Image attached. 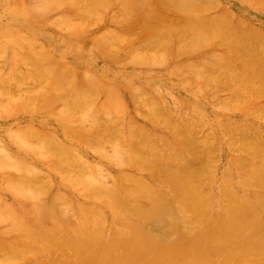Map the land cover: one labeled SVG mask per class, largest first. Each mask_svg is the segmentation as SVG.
Instances as JSON below:
<instances>
[{
  "label": "bare ground",
  "instance_id": "bare-ground-1",
  "mask_svg": "<svg viewBox=\"0 0 264 264\" xmlns=\"http://www.w3.org/2000/svg\"><path fill=\"white\" fill-rule=\"evenodd\" d=\"M28 1H25V2H27L26 3L27 5L30 2V1L29 2ZM33 1H36V0H33ZM39 1H40L39 6H41L43 9H48L50 7L51 11H52L51 6H53V5L57 6V5H61V4H63V5L68 4L70 9L74 8L75 10L79 11L82 16L84 15V19H83L82 17H78L79 14L76 13V15H78V16H77V18L74 17V20L70 17L66 18V17H63L62 15H60V17H62L63 20L57 26L58 27L61 26L60 29H62V27H64L68 31H69V29L72 30L74 28L83 26V24L85 25L87 23H90L89 25H91L92 22L97 23L99 18L102 19L101 15H100L101 10L104 11L105 8H112V6L118 7V9L121 11L120 13H122L123 16L130 14V12H132L133 10L139 12L141 15L144 14V17L139 14L140 15L139 18L140 17L145 18V21H146L145 23H144V21H141V22L144 24L147 23V25H145V26L143 25L144 27H147L145 29L147 30L146 34L148 33L145 36V40H143V41L152 42L151 43L152 45L150 43H148L149 45H147V46H145L146 44H143V43H142V45H140L141 43L134 45L131 48V51L129 52V54L132 57L131 60L134 63H136L139 66V68L141 67L142 70L145 72L140 70L141 72L139 75H135L133 77H125L124 81H125L126 88H128L130 93H131V97H132L131 99L134 100L133 98H135V99H137L138 102H140L139 106H137V104H135L133 102L135 104V106H137L139 108L142 105L148 106V107H146V109L148 108L147 110H149V111H146L147 115L145 113L140 112V115L141 114H143V115H142V117L140 115H139L140 117L139 116L138 117L141 119V118L145 117L144 115H146V118H150L151 121L154 120L155 121L154 123L159 121L160 118L163 120V118L165 119V117H166L165 120L167 121V123L169 125L166 124L165 126H169L171 128V131H170L171 135L167 137V138H169L168 142H166L165 140H164L165 142H163L161 140L154 139V137H155L154 132L152 133V132L148 131V128H144V127H146V125H143L144 126L143 127L140 124L142 128L141 127L137 128V127H134L133 124H130V125L125 126L126 128L123 131H120V129H118L119 134H120V132L124 133V135H125L124 138L129 142L128 143L129 149H127V151L124 152V149L127 148V144L125 143L126 147L125 148L123 147V150L119 146H123L124 143H122L123 145L121 143H120V145L118 144L119 146L116 144L115 138L117 137L118 130L115 129L116 131L115 130L110 131L111 127L107 125L108 123H106V126H104L105 125L104 120L106 118H104L102 122L100 119L103 118V117L101 118V116H103V114L108 115L110 117L109 114L113 113V115L115 116L116 112L114 113V111H117V110L119 111V109L125 108L124 111L126 112V109H128V108H126V105H125V107L120 108L121 101L119 102V99L121 98V96H119L120 94L115 93V91H114L115 89L112 87V85H113L112 83H114L115 81H111V79L103 78V77H100V79H99V78L94 76L95 75L94 73H92V72L89 73L88 69H85L84 67L83 68L80 67V64L78 63V58H82L85 56H91V55L95 54V53H93L95 50L91 51L92 48L89 49V47L87 48L83 45L77 44L74 40V37H75L74 34L77 35V32L68 36V37L62 36V38L64 39V41H66V46L68 47L69 52L72 49L73 50L77 49L79 51L76 54L78 58L75 56H72L69 52H67L65 50H60L59 52L51 55L50 53H48L49 50L47 51V49L42 47V45L38 46V44L36 43L35 40H31V38L27 37V36L25 38L24 37H22L20 39L18 38L17 41L15 40L16 42H14L13 45L10 44V45L6 46V48L10 49L11 53L10 52L7 53L6 50H1L0 53L4 54L3 60L8 62V67H9V68H7L8 72L12 71V70H16V72L20 71L19 74L22 76V77L21 76L20 77L23 79L25 77V80H27L26 76L23 77V74L21 73L22 70H18V69H20V67L18 65H20V64L25 65V63L27 62V63H29L28 65L32 66L31 69L34 68L32 71H30L28 69V71H27L28 76H30V77L32 76L36 80H38V79L41 80L40 81V84H41L40 87L41 88L39 87L38 82L36 83L40 89H38V87L34 89L35 84L33 85V87H31L33 90H36V89H38L39 91L41 90V93L37 90L36 91L43 95V98L39 97V99H37V95L31 94V96L33 95V97L29 98L30 99L29 103L33 104L32 107L34 108L35 113L37 110L43 111L42 113H43V115L46 116V117H44L46 119L51 118L52 115L56 116L57 119L62 120L61 122L63 123L64 126L68 125L69 123L71 125L70 120H75L77 125L74 123V125H72V126H73V129H75V126H76L77 131H73V132L70 131V129H72L71 128L72 126H70L69 127L70 129L68 132H71V133H77L78 132L77 133L78 137L80 138L82 143L84 142V144L81 143L82 146L84 145V149H85V147L88 149L91 146L93 149H95V151L91 150L92 148L90 147V150L92 152L97 151L98 155L100 153V156L101 155L103 156L102 158L108 159L113 154L110 155V154L106 153L104 150V149H106V148H104V145H107L104 143V140L107 139V140H109V142H111L114 145V146H112L114 151L113 150L112 151L114 152V155H115V156L113 155L114 158H110L108 160H110V161L116 160V162L120 163V166L122 165L121 167H123V166L125 167V165H129V167L134 168L135 171L130 173V174H126L125 176L123 175L124 173L122 174L123 176L120 175V176H122L121 177L122 179L119 180V182L121 183L120 186H113V185L108 186L106 184L108 181L105 182V179H104L105 177L103 176L105 174H102L103 172H101V170H100L101 167L97 168V166L95 164L93 165L91 163H88L85 160L84 154L82 153L83 150H82V152H80L81 150L76 151L73 148H70L66 143H64L63 141L60 140V137L58 138L54 134L55 132H53V133L48 132L47 136H49V139H47V140H46V138L43 139L42 137H39V134L41 132L40 130H38V128H40L39 126L38 127L35 126V129H34L33 128L34 125L32 127V126H30L31 125L30 124L29 128L26 127V128H28V130H26V128H25V131L24 130L22 131V129L20 128L21 134H17L15 132L16 134L14 136L11 135L13 144L15 146H17L18 150L27 156L29 155L32 158L40 159V160L44 161L45 163H46V161H48L50 159L51 160L52 159L57 160V166L54 165L53 167H54V169L56 167L55 170H57L59 177H61L60 175L63 174V171H68L69 168H71L70 166H72L74 168H75V166H77V168L81 167L82 169L79 168L77 170L78 171L83 170V171H81L83 173L82 178L80 177V175L78 173L75 174V177H77L80 180L83 179L81 182L82 185L84 184L88 188L87 189L88 191L84 192L86 194H84L83 197L89 198L90 200L86 204H79V203L76 204L75 203L76 205L73 206L74 204L72 203V201H71V203L67 202L68 201L67 199H70V198L65 195L66 200H64L62 202V204H60V206L63 204L65 206L66 203L69 206L68 203H70V206H69L70 211H69V208H67V205L65 207L61 206L62 209H59L58 202L61 201V199H64L65 196L63 197V194L61 196L59 189H58L56 191L58 194H57V196H55L56 197L55 200H58L57 204H56V201H51V200H53L51 196L53 194H55V193H53L51 196H49V198H51V200L50 199L49 200L51 201V203L53 202V205L51 206V204H48L49 206H47V207H49V208H47V212L49 209L51 211V212L49 211V214L51 213V215L53 214V216H54V213L56 211H58L55 214H58L60 216V217L58 216V219L60 218L59 220L64 218V216H66L67 218H69L70 215H71V217L73 216L71 213L68 214L69 216H67L66 215L67 211L76 212V214L74 213L75 214L74 216H76L77 220L75 222H73L74 224H72V220L74 221L75 219H69L70 222L67 221V223L69 222V224L72 225V227L70 226L72 229V231H71L72 234H71V232L69 234L65 231V227H64L63 223L60 225H57V224H59L57 222V220H58L57 218H55V219H57L56 220V223H57L56 226L57 227L50 226L49 221L47 223H49V227H51V228L47 227L46 226L47 224L45 225L44 221L42 222L43 219H41V216H40L41 215L40 211L43 210L42 207H44V205L46 207V204H44L41 207L42 210H40L41 208L39 209V207H38V209H39L38 214H37V212L35 213V211H34L37 208V206H34V204L38 201L39 202L41 201V204L45 202V198L43 200L40 197L41 196L44 197V195L47 196L48 192L50 191V186L48 187V185H46L45 182H44V185L47 186L46 188L42 182H40L41 184L38 183L40 186L36 185L37 181L31 183V181H33L30 177L31 175H35L36 176V177L34 176L35 179L37 178V174H38V176L40 175L39 178L40 177L42 178V175L39 174V172L37 170H35V166L33 164H32L33 168H31V165H29V161L26 160L24 157H22V158L17 157L16 156L17 153L14 152L15 151L14 149H13L14 151L11 153H1L0 152V179L2 178V176L4 174L6 175V173H9V172L14 173V174L9 173V176L10 175L11 176L12 175L17 176V177H15L16 179L14 178L13 183H11V181L9 179L7 181H10V183H6V181H3L1 179L2 181H0V189L4 190V193L5 192L11 193V195H13V198L18 197V199H19V197H21L23 199L25 198V200L29 199V201L32 202L29 205L30 209L32 208L31 209L32 211L28 209L29 208L28 206H25V208L26 207H28V208H26V209L24 208V209L27 212H29L28 213L29 215H30V211H31V213L32 212L35 213L34 216H36V217H37V215H39L38 216L39 219L37 218L38 219L37 221H39V222L41 221V223L44 224L47 228L46 229L45 226L43 225V227L45 228L43 230V228L41 227L42 224H40V228L35 227L34 226L35 222H33V217H32V219L30 218L32 216V214L30 215V217L28 215V217L26 219H22V220H26V222H27V219L29 218L32 220V221L31 220L30 221L33 224H29V223H31L30 221L28 223H24V221L22 222L20 216L23 214L19 213V215L20 214L21 215L18 216L14 212H10L11 210L8 211L9 208L7 205L11 206L12 204L10 203L11 205L10 204L6 205V202H8V201H5V199L2 198V196H0V231H1L0 234L3 237L2 239H5L6 236H10L15 241V243L13 241V243H14V244H12L13 246L12 245L10 246V243L12 242V241H10V239L9 240L0 239V246L3 245L6 248H8V249H6V252H5V247H3L5 253L3 252V250H1V251H2V253H4V255L6 254L7 258H5V257L3 258V255H2V257H0V260H1V258H3L2 261H5V259L11 260V262L14 261V259L18 260L17 258L20 256L22 257V255L25 254V252H26V251L24 252L25 249H22V247L25 246L24 244H26L24 242L30 241V242H33V244L35 243L34 247H36V246L42 247V249H43V250H41L42 252L44 251V249L50 250L51 248L55 249L58 246L61 247L62 245L63 246L67 245V248L71 249V251H73L75 253V256H77L76 260H75L76 264H87L86 261H88L89 264L91 263V261H93L92 264H94V263L95 264H97V263L98 264H264V138L262 137L263 138L262 142H260V141L251 142V141H249L250 140L249 138L253 139L255 137V136L250 137V136H253L255 134L254 131L252 132V133H254L253 135L251 134L250 136H248L249 138L247 137L248 139L246 138V136H244L242 134L243 138L239 137L240 140L237 141L238 146L235 145V148H236L235 152L231 153V155L229 153L228 154H229V157L233 155L232 159H231L232 161L233 160L238 161L237 159L238 158L241 159L242 158L241 155H243V153H245L248 148H251L253 150L252 151L253 155H254V156H252L253 158L250 159L251 156L250 157L246 156V158L247 157L249 158L247 162H245L246 159H245V161H242V162L239 161V163H242V164H240L241 166L244 164L246 167V169H245V167H243L244 165L242 166L243 169L247 170L245 175L244 174L243 175L237 174L234 167H237V168L241 167V166H239V167L236 166V164H238L237 162H233V163H236V164H234L235 166L233 167V163L231 165L230 161H227V164L224 167L225 169H223L224 170L223 176L220 177L219 179H217V176H216V173L214 170L215 165L212 166V164L214 163L213 159H212V161L210 158L206 159L205 153L204 154L200 153V156L202 154L205 158L203 156L200 158H195L196 154L193 152L192 153L189 152L190 151L189 150L188 154L190 155V153H191V154H193L194 157H192V160L191 159L187 160L188 158L184 159L185 155H184V152L182 151V149L180 147H182V146L185 147L187 145L186 147H190V149H191V148H193L191 146L192 142H195V140L197 142H200L201 146L207 145L210 142L208 140L203 141L204 137L199 138L198 135H197V137H198V139H200V141L198 139H195V140L193 139V136L195 138V135L193 134V130L195 129V127L199 128V125H198L197 121H195L197 123L196 124L195 122H191L193 120H191V121L187 120L186 117L189 115L188 110H187V113H188L187 116L181 115V120L179 122V125L177 123L179 120H176L177 125H174L173 123L175 121L172 120L173 116L172 115L170 116L171 111L162 109L163 106H161V105H160L161 108L158 107L157 102H154L153 100H148V98H146L147 92L145 95V92L141 91L144 85H150L151 88H153V86H154L153 85L154 81H152V79L148 77L150 67L153 66L154 64L159 65V63H161L163 61L168 62V58L169 59L171 58L170 63H172V68L180 70L178 68H181L180 66L184 65L185 67L187 66L190 69V70L187 69L189 77H187L188 74L186 73L187 74L186 77L188 79L186 78L187 80H185V81L182 80V81L189 88L195 89L198 96L206 95L205 92H208V91L211 92L212 87L218 85L217 84L218 78L220 77L219 75H221L219 73L218 78H217L215 72L218 71V69H223L224 71L226 70V73H224L227 76L226 80L228 82L230 80H232L231 81L232 86L230 87V84H228L229 86H227L228 89H229V87L231 89L229 91L231 93V94L229 93L230 96L219 100V102H218L219 104H217L218 107L220 109H222L221 111L228 110L231 108L238 110L237 108H241L242 106L244 107V105H242V103H241V100H245L243 98H245L249 95H253L254 98L256 96L259 97L260 95H261L260 98L263 97L262 94L264 93V74H263L264 70L262 69L263 73L260 70L259 74H258V72H259L258 69H255L254 72L252 71V69L256 68L255 66H257V65L254 66L253 64H255V63H253V62H255L256 58L258 59L259 57H256V58L254 57V56H257L256 55L257 53L255 52V54H253L254 56L252 55L253 59L255 58V61L254 60L249 61V59L247 61V59H246L247 57H249L250 59L252 58V56H251L252 52L246 53L245 51L250 52L253 50L249 51V50H246V48H245L244 49L245 51H240L242 46H244V45L247 46L248 44L250 45V43H251L249 40L248 41L245 40L242 36L243 34L247 35V36L251 35L250 33H249V35L245 33V31H247V28L245 29L244 26L247 23L246 24L244 23L243 24L244 26L242 25L243 27L239 26L242 24V20H243L242 18L243 17L239 18V19L237 18L238 21H236V19L235 20L232 19V17L230 19H229V17L225 18L224 17L225 15L224 16L219 15L218 18H207L208 17L206 15L207 12L210 13V11H211V10L208 11L211 8L209 0H150V1L149 0H39ZM256 1L258 2V0H256ZM260 1H262V0H260ZM25 2H23V4ZM217 3H219V1ZM247 4H249L248 0H247ZM262 4L264 5V3H262ZM68 5H66V6H68ZM164 5H165L166 9L168 7V10H165V8L163 7ZM219 5H220V3H219ZM213 6L214 5H212V7ZM162 7L165 11H168V13H171L169 11H172L173 13H171V14H174V15L176 14L177 15L176 17L178 19L176 20L174 18L172 20V18L166 16V14L162 15V13L160 12L162 10ZM221 7L223 8V6H221ZM252 7H254L253 4H252ZM50 8H49V10H50ZM63 8L64 7H62V9ZM214 8H216V7H214ZM58 9H59V7H58ZM74 9H72V10H74ZM35 10H37V9H35ZM55 10H57V9H55ZM114 10L112 11L113 13L115 11H117V9L115 11ZM214 10H212V11H214ZM39 11H38V13H40ZM51 11H47V12L50 13ZM220 11L225 12L221 9H220ZM228 11H230V10H228ZM262 11H264V10H262ZM34 12H36V11H34ZM44 13H46V12L44 11ZM66 13L68 14L69 12H66ZM117 13L119 14V11ZM235 13H237V12H235ZM132 14H134V13H131L130 15H132ZM219 14H221V12H219ZM44 15H46V14H44ZM209 16H212V15H209ZM214 16H217V15H214ZM221 16L224 17L225 19H222ZM234 16H235V14H234ZM35 17H37V16H35ZM102 17H103V15H102ZM135 17L132 18V16H131L130 17L131 21H132V19L136 20ZM64 18H66V19H64ZM75 18L76 19L79 18L80 20L75 21ZM261 18H263V17H261ZM40 19H41V17H40ZM53 19H55V18H53ZM56 19H55V21H56ZM59 19L60 18H58V20ZM47 20H50V19H47ZM47 20H45V21H47ZM109 20H111V19H109ZM53 21H52V23H53ZM126 21H127V19H126ZM56 22H58V21H56ZM114 22H115V20H114ZM128 22H130V21H128ZM128 22H126V23H128ZM246 22H248V21H246ZM131 23H135V24L138 23V25L139 24L142 25V23H139L138 20H136V22L134 21ZM55 24H57V23H55ZM112 24H116V23H112ZM135 24H134V26H135ZM93 25H91L90 27L91 28L95 27ZM250 25H251V27L253 26L252 24H250ZM113 26H115V28H116L118 25L117 26L113 25ZM130 26H132V25H129L127 27H130ZM257 26L253 27V29H252L253 32L255 31ZM83 27H85V26H83ZM144 27L142 28V26H141L140 29L144 30ZM237 27H238L239 31H241L242 28H244L243 29V31L245 30L244 33H242L243 31L237 32L236 29L233 30L234 28H237ZM50 28H51V26H50ZM104 28L105 27H103V29ZM112 28H109L110 31L107 32V33H110V36H109L110 40H108L110 47L102 46L101 44H104V43H102V41L99 42V43H101L100 46L95 45V46L101 47V49H100L101 52H102V50H104L103 51V53L105 52L104 55L107 54L104 57H108V55L109 56L110 55L111 56L112 55L118 56L119 50L122 49V45H123V47L125 45L122 43H123V39L126 37H122L121 34H119L117 31H116L117 32L116 33L114 31L115 29L111 30ZM78 29H80V28H78ZM250 29L251 28H249V31H247V33L251 32L252 35L254 34V37L251 38V40L253 39L252 41L254 42V39L256 37L255 35L257 34V31L255 33H253ZM260 29H261V26H260L259 30ZM256 30H258V28ZM106 31L107 30H105L104 32L102 31V32L105 33ZM133 31L130 33H134ZM137 32H135L133 34L134 38H135V34ZM140 32L141 31H139L138 33H140ZM70 33H72V32L70 31ZM79 33L80 32H78V35H79ZM107 33H105V34H107ZM138 33L136 34L137 36L142 34V33H140V34H138ZM125 36H128V34H125ZM259 36H260V38H261V36L264 37L263 33ZM97 38H98V36H97ZM107 38L108 37H106V40H107ZM257 39H259V38H257ZM82 40H85V38ZM106 40H104V41H106ZM260 40L262 41V39H260ZM260 40L258 42L256 40L255 41L257 42V44L259 43L260 46H261V43L263 42V44H262V46H263L264 41H262L260 43ZM92 41L94 42V44H95V42H97V44H98V41H95L94 39H92ZM128 41L131 42L130 39ZM4 45H6V44H4ZM212 45H215L216 47L220 46L223 50L221 52V55L219 54L220 51L217 52V54L219 55V58L215 57L216 59H218L217 61H213L214 60L213 59V60H211L212 63H210L209 65L203 66L202 68H196V66H195L196 64L194 62L195 59L189 58L188 61L182 60L183 56H185L187 54L192 56L194 53H196L200 49L205 48V47H212ZM251 45H252V43H251ZM253 45L255 46V44H253ZM14 47L16 48V50ZM102 47L104 49H102ZM256 47H258V51L260 53L262 51L261 55H263L264 47L261 51H260V49H259L260 47L258 45H256ZM105 48H106V50L109 48L112 49L111 50L112 53L109 54L108 52H110V49H109V51L108 50L106 51ZM0 49H2V48H0ZM252 49H254V47ZM256 49L257 48H255L254 51ZM3 51H4V53H2ZM254 51H253V53H254ZM97 52L99 53V50ZM211 52H213V51H211ZM259 52H258V54H260ZM215 53L216 52H214V54ZM208 55L210 57L211 54H208ZM218 55H216V56H218ZM234 55H240V58L242 60L239 58V56L235 57ZM242 55H244V56H242ZM247 55H249V56H247ZM56 56H58V57H56ZM204 56H207V55H204ZM233 56L235 57V61L238 60L237 63L238 62L243 63V60H246L247 62L245 61L246 63H244L243 65L240 64L244 67V70H242L240 68L242 74L241 73L239 74V72H240V69H239V70H237V71H239L238 72L239 75L236 74L235 76L233 75L230 77L229 73L232 71H230L229 68L232 67V66L230 67V64H231L232 59H234ZM112 58H113V56H112ZM201 59H200V62H201ZM203 59H205V58H203ZM262 59H263V56H262L261 60ZM131 60L129 59L128 61H130V62H127V61L126 62L128 64L130 63V65H132ZM205 60H207V59H205ZM205 60H203V62ZM258 60L261 61L260 58ZM0 61L2 62V59ZM174 62H176V64H174ZM112 64H110V65L112 66ZM162 64H165V63H162ZM203 64H205V62ZM15 65H17L19 68L16 69L17 66L15 68ZM166 65H165V67H166ZM252 65L254 66L253 68H251ZM160 66H158V68H160ZM3 67L0 66L1 69ZM27 67H29V66H27ZM153 70H155V69H153ZM164 70H166V68ZM234 70L235 69H233V72H234ZM256 70H258V71H256ZM152 72H154V71H152ZM178 72H180V74L182 73V71H178ZM185 72L186 71L184 70L183 73H185ZM233 72H232V74H233ZM255 72L257 73L256 75L254 74ZM161 73H162V71H161ZM175 73H177V72L175 71ZM150 74H151V72H150ZM12 77L15 78L14 81L17 83L19 81H21V80H18V77H17V81H16V76L12 75ZM176 77H178V76H176ZM184 77H185V75H184ZM5 78L6 77L4 76V79ZM4 79L0 77V113L3 112V114L7 115V111L10 110V107L12 109H15V110H18V108H22L23 104L19 105L18 102L24 103L25 100L24 101H22V100L26 99L25 98L26 96L21 101L18 100V101H16V103H13V101H12L13 98H10V97H12V96H10L11 93L14 95V97L18 93L15 94L14 89L12 90V88L10 89V87H9V89L11 90L10 95H9V93H7V95H6L3 92V90H6V88L4 89V86L6 85V82L9 79L8 78L5 80ZM155 79H156V77H155ZM176 79L178 81L180 80L179 78H176ZM136 80H140V81H138L136 83L135 82ZM221 80H222V82H224L223 77ZM257 81L260 83H258ZM254 82H256L259 85H261V83H263V86H259L257 88L256 87L257 85L255 86L256 83H254ZM28 83L26 82L25 85H27ZM178 83H180V81ZM7 84H8V82H7ZM117 84H118V81H117ZM226 84H224V85L221 84V85L226 86ZM8 85H7V87H8ZM15 85L13 87H15ZM29 85L32 86V83L31 84L29 83ZM27 87H29V86L27 85L24 89H26ZM122 88H123V86H122ZM154 88H153V90H154ZM24 89H23V91L20 92L18 97L21 96L22 92H24V91L28 92L27 90L30 91V89H28V88H27V90H24ZM112 89H113V91H112ZM128 89H127V91H128ZM214 89H217V88H214ZM220 89H223L222 93H224L223 92L224 87L220 88ZM225 89H227V88H225ZM18 91H19V89H18ZM18 91H16V92H18ZM124 91H126V90H124ZM144 91H145V89H144ZM213 91H212V94H213ZM226 91H228V90H226ZM7 92H9L8 88H7ZM158 92H159V90H158ZM3 93L6 95L5 96L6 98H7V96H10L9 98L12 101V105L11 104H8V105L5 104V102H6L5 97H4L5 102H3L4 100L2 101V99H3L2 94ZM31 93H34V92L32 91ZM39 93H38V95H39ZM149 93H151V92H149ZM162 93H160V94H162ZM191 93L193 94V92H191ZM220 93L216 94L215 97L217 98V95L219 96ZM167 94H169V93H167ZM28 96H29V94H28ZM258 97H256V98H258ZM9 98H7V101H9ZM159 98H162V97H159ZM248 98H250V96ZM19 99H21V98H19ZM122 99L123 98H121V100ZM212 99H213V96H212ZM13 100H16V98ZM164 100L166 101L165 98H164ZM248 100H247V102H248ZM59 101H60V103L62 102L63 107L61 110H59L57 107V109L59 111L57 113V111H56L57 109L55 108L56 109L55 110L53 108V106L55 104L54 102L58 103ZM163 101L161 100V103L159 102V104H162ZM165 101H164V103H166ZM255 101H257V99ZM255 101L253 100V102H255ZM123 102H125V101H122V104H123ZM211 102L209 103V105L211 104ZM9 103H10V101H9ZM119 103H120V105H119ZM2 104H5L6 106L3 105L4 107H2ZM15 104H17L18 106ZM177 104H175V105H177ZM183 104H185V103L183 102ZM186 104L189 106V110H190L191 114L193 116H196V118H198L199 115L201 114L199 109L201 110V108H202V106L199 107L198 100L187 99ZM243 104H244V101H243ZM252 104H254V103H252ZM179 105H180V102L177 105V107ZM261 106H263V105H261ZM25 107H28V106L26 105L23 108H25ZM132 107L135 108V109L132 108L134 110V112L140 110V109L136 110L137 108L134 106H132ZM183 107H184V105H183ZM181 108H182V105H181ZM186 108L184 107V109H186ZM261 108L263 109L264 107H261ZM27 109L28 108H26V112H27ZM10 111H9L8 115L10 114L9 116L12 117L13 114L11 115ZM20 111H22V110H20ZM235 111H234V113H235ZM256 111H257V108H256ZM28 112H29V109H28ZM243 112H245V111H243ZM252 112H253L252 113L253 117L255 116L253 114L257 115V113L255 111H252ZM37 113H39V112H37ZM204 113H206V112H204ZM230 113H233V112L230 111ZM259 113H260V110H259L258 114ZM262 113H264V109H263ZM136 114H137V112H135V115ZM138 114H139V112H138ZM191 114H190V116H191ZM6 115H4V116H6ZM15 115H14V117H15ZM113 115H111V116H113ZM121 115L124 116L125 114L124 113L120 114V117H118V118H121L122 117ZM201 115H203V113ZM246 115H248V113ZM131 116H132V114H131ZM37 117L38 116H33V117L30 116L28 120L33 118L34 121L36 120L37 123L42 124L43 122L42 123L39 122L41 120L39 118L40 116L38 118ZM113 117H112V119H113ZM135 117H137V116H135ZM170 117H171L172 123L170 122V120H167ZM202 117H200V119H202ZM130 118L131 117H129L127 122L131 120V121H133V123H135L137 120L136 118H135L136 120L134 119V115H133V120H132V118L131 119ZM146 118L145 119L143 118L144 119L143 121L147 120ZM233 118H235V117H233ZM240 119L243 120L244 116H241ZM255 119H257V117ZM54 120H55V118H54ZM114 120H117V119H114ZM114 120H113V123H115ZM204 120H205V117H204ZM204 120H203V122H208V121H204ZM260 120H262V119H260ZM106 121H107V119H106ZM166 121L163 123H166ZM168 121L172 125H170V123ZM86 122H88V123L92 122V124L95 125L92 128H90L91 123H90V125L88 124L89 125L88 127L92 130L89 129L90 132H87V134H85L84 132L87 131L88 129L85 130V128H83V126L86 124ZM161 122L159 123L160 125L162 124ZM25 123H28V121ZM227 123L228 122H226L227 127H225L223 122L220 121L219 127H222V125H223L225 127V128L223 127L224 128L223 133L225 134L226 138L229 137L228 135H226V133H227V134H230V139H232L231 136H233V138H234V136L236 135L234 133H237L239 130H242V128L239 127V130H237L238 128H236L234 126H237L238 123L236 125L233 123L232 126L227 124ZM100 124H101L100 127H102V126L105 127V128L102 127L103 129H106V128H107V130L109 129L106 135L101 133V132H96L97 130L94 131L96 128L99 127V126L98 127H96V126L100 125ZM149 124H152V122ZM159 124H157L158 126L157 125L156 126L160 129L162 127H160ZM205 124H207V123H205ZM241 124H243V123H241ZM6 125H8V124H6ZM44 125L47 126L48 122L45 123ZM137 125H139V122L137 123ZM203 125L204 124H202L201 127ZM118 126H120V124ZM214 126H216V125L214 124ZM94 127H96V128H94ZM151 127H149V128L151 129ZM163 127H164V125H163ZM209 127L210 126L208 125V127H206V128H209ZM243 127H245L243 130H245V129L247 130L246 126H243ZM247 127H249V126L247 125ZM250 127L253 128L254 126H250ZM122 128H124V126ZM166 128H168V127H165V129ZM249 128L247 130L248 133L250 132ZM252 128H251V130H252ZM82 129L85 131L83 132ZM155 129H156V127H155ZM202 129H204V128H202ZM166 130H168V129H166ZM209 130H210V128H209ZM46 131H48V130H46ZM210 131H208V133ZM255 131H256V134H258L257 132H259V134L261 133L259 130H255ZM211 132L213 133V131H211ZM150 133H152V135H150ZM240 133H242V132H240ZM12 134H13V132H12ZM155 135H156V133H155ZM161 136H163V133ZM236 136H235V138H236ZM55 137H57L58 138L57 140H59V141H57ZM120 137H118V138H120ZM257 137L261 138V136H257ZM40 138H42V140H40ZM212 138H210V140H212ZM221 138H222V135H221ZM258 138H256V139H258ZM75 139L76 138H74L73 140H75ZM237 139H235V144H237L236 143ZM244 139H245V141H244ZM170 140L172 141L171 146L168 145ZM232 140H231V142H232ZM215 141H217V140L215 139ZM229 141L227 140V143ZM197 142H195V146L200 149ZM196 143H197V145H196ZM85 144H88L89 146L87 147V145L85 146ZM233 144H234V141H233ZM214 145H217V144H214ZM211 146H208V147H211ZM106 147H109V146H106ZM196 147H194V148H196ZM217 148L218 147L216 146V149ZM184 149H186V148H184ZM213 149L211 151H213ZM219 149L220 148H218V150ZM5 150H6V148H5ZM208 150L209 149H207L206 151L209 154V152H211V151H208ZM231 150H233V149H231ZM199 151L201 152V150H198V152ZM108 152H110V151H108ZM198 152H197V155L199 154ZM252 152H250V153H252ZM94 154H96V153H94ZM106 154H108V155H106ZM211 155H213V153ZM245 155H247V154H245ZM186 157H188V155ZM197 157H199V155ZM209 157H211V156H209ZM233 157H234V159H233ZM194 158H195V161H197V159H201L200 161H202L203 163H206L205 166L201 163L202 164L201 169L197 170V172H195V170H193V169H195L196 166L198 167L200 165V164L198 165V163H200V161H198V163H195L197 165H195V167H193V169H192L191 167L193 166ZM202 158L206 159V160H202ZM185 160H187V161H185ZM243 160H244V158H243ZM50 162L53 163V161H50ZM50 162H47V163H50ZM215 163H216V161H215ZM50 167H51V165H50ZM39 170H40V168H39ZM77 170L73 171V172L74 173L78 172ZM48 172L50 173V171H48ZM81 172H80V174H81ZM22 173L26 176L30 175L27 177V180L25 179L24 176H22L23 175ZM146 173L147 174L149 173L148 176H149L150 180L147 178ZM17 174H19V175H17ZM42 174L45 176V174L43 172H42ZM108 174H110V173L108 172ZM63 175H65V173ZM70 175H72V173ZM113 176H115V175H112V177L109 176L110 178L108 180H110L112 178L115 179V177H113ZM29 177H30L31 181H29L30 180ZM45 177L47 178V175ZM73 180L71 179L70 182L71 181L73 182ZM116 180H117V177H116ZM116 180H114L115 182H113V183L118 182V180L117 181ZM52 181H54V180H52ZM63 181H64V179H63ZM160 182H162L164 188H165V184L168 185L169 192H166V190H163V188L159 185V184H161ZM73 183H75V182H73ZM52 184H54V183H51L49 185H52ZM70 184H67V185L72 187ZM42 185H43V187H42ZM52 186L54 187V185H52ZM52 186H51V188H52ZM78 186L81 187V184L76 185V187H78ZM76 187H74V188H76ZM82 187H84V186H82ZM43 188L48 189V190H44ZM85 188H83L82 191H80V192H83V190ZM71 190H73V189H71ZM46 191H48V192H46ZM42 192H44L43 193L44 195H41ZM77 193H79V192H76V194ZM68 194L71 196L73 193L72 194L68 193ZM82 195H83V193H82ZM55 197L53 195V198H55ZM83 201H85V200L83 199ZM96 201L98 203H99V201L104 202V203L102 202L104 204L103 207L106 206L109 209L108 215H106L104 211L100 210L96 206V204L94 203ZM102 203H100V204H102ZM18 204H21V203H18ZM34 207H36V208H34ZM14 209H17V208L14 207ZM14 209L12 208V211H14ZM65 209H68V210L66 211ZM71 210H73V211H71ZM16 211H19V210H16ZM42 214H43V216H42V218H43L45 216L44 210H43ZM61 215L62 216L64 215V216L62 217ZM55 216L57 217V215H55ZM51 217H49V218L51 219ZM34 219L36 220V218H34ZM55 219H53V218L51 219L53 221V223L51 221V224L53 226L55 223L54 222ZM64 224H66V223H64ZM35 225H38V223L37 224L35 223ZM66 227H67V225H66ZM55 230H59L57 232L58 234H59V232L62 233L63 236L60 237V239L56 238V235L58 236V234L57 233H56V235L54 234L56 232ZM16 232H19V233L17 234ZM15 235H18V236L16 237ZM22 244H23V246H22ZM32 247H33V245H32ZM38 247H37V249H38ZM29 248H31V246L27 247V249L29 250V251H27V254H29V252H32V251H30ZM0 249H1V247H0ZM32 249H34V248H32ZM57 249H59V247ZM39 250H37V251H39ZM59 250H63V249H59ZM33 252H35V249L33 250ZM74 253H72L71 255L73 256ZM75 256H73V257L75 258ZM23 257H24V255H23ZM71 259H72V257H71ZM1 263H3V262H1ZM9 263H10V261H9ZM10 264H13V263H10ZM14 264H15V262H14ZM73 264H75V263H73Z\"/></svg>",
  "mask_w": 264,
  "mask_h": 264
},
{
  "label": "rangeland",
  "instance_id": "rangeland-1",
  "mask_svg": "<svg viewBox=\"0 0 264 264\" xmlns=\"http://www.w3.org/2000/svg\"><path fill=\"white\" fill-rule=\"evenodd\" d=\"M25 1H28V0H25ZM24 0H0V48H2V49H0V51L1 50H6L7 51V53H9L10 52V49L9 48H6V46H8V45H10V44H12L13 45V43L14 42H16L17 40H18V38L20 39V38H22V37H30L31 38V40H35L36 41V43L38 44V46L39 45H42V47H44V48H46L47 49V51H48V53H50L51 55H53V54H55V53H57V52H59L60 50H65V51H67V52H69V49H68V47L66 46V41H64V39L62 38V36H70V35H72V34H74V33H76L77 32V35H75L74 34V40H75V42L77 43V44H80V45H83V46H85V47H89V49H91V51H94L93 53H95V54H93V55H91V56H85V57H82V58H78L77 57V53L79 52L77 49H72V50H70V54L72 55V56H75V57H77L78 58V63L80 64V67H84L85 69H88V71H89V73L90 72H92V73H94L95 75V77H97V78H99L100 79V77H103V78H109V79H111V81H115L114 83H112L113 85H112V87L115 89L114 91H115V93H117V94H120L119 96H121V98H123L122 100H121V98L119 99V102L121 101V105H120V103H119V105H120V108L121 107H125V105H126V108H128V109H126V112L124 111L125 110V108H121V109H119V111L117 110V111H114V113L116 112V114H115V116L113 115V113L111 114H109L110 115V117L108 116V115H104L103 114V116H101V118L102 119H100L101 120V122L103 121V119L104 118H106L107 119V121H106V119L104 120L105 122V125L104 126H106V123H108L107 125L108 126H110L111 128V130L110 131H114L115 129L116 130H118V129H120V131H123L126 127L125 126H127V125H130V124H133V126L134 127H141V125L143 126V125H146V127H144V128H148V131H150V132H154V139H156V140H161V141H163V142H168L169 141V138H167L168 136H170L171 135V128L169 127V126H165L166 124L167 125H169L168 123H167V121L165 120L166 119V117H165V119L163 118V120L160 118L159 119V121H157L156 123H154L155 121L154 120H152L151 121V119L150 118H146V115H147V112L146 111H149V110H147L146 109V107H148V106H143L142 104V106H140V108L139 107H137V106H139L140 105V102H138L137 101V99H135V98H133L134 100H132L131 98V93H130V91H129V89L128 88H126V85H125V81H124V79H125V77H133V76H135V75H139L140 74V70H142V68L140 67L139 68V66L136 64V63H134L132 60H131V55L129 54V52L131 51V48L134 46V45H137V44H140V45H142V43L143 44H146L145 46H147V45H149L148 43H152V42H145V41H143V40H145V36L148 34H146V29L145 28H147V27H144L145 25H147V23L146 24H144L146 21H145V18H139V16L141 15L139 12H137V11H135V10H133L132 12H130V14L131 13H134V14H132V15H130V14H127L126 16H123V14L122 13H120L121 11L118 9V7H116V6H112V8H105L104 9V11L106 12H104L103 10H101V12H100V15H101V18L102 19H100L99 18V20L97 21V23L96 22H92L91 23V25H93V26H95V27H90L91 25H89L90 23H87V24H83V26H85V27H83V26H80V27H77V28H74V29H69V31L67 30V29H65L64 27H62V29H60V27L61 26H57V25H59V23L63 20L62 19V17H60V15H62L63 17H70V18H72L73 20H74V17H76L77 18V16L78 15H76V13H78L79 14V16L78 17H82L83 19H84V15L82 16L81 15V13L79 12V11H77V10H75L74 8H72V9H74V10H72V9H70L69 8V5L68 4H65V5H63V4H61V5H57L58 7H59V9H58V7L57 6H55V5H53V6H51L52 7V11H51V8H50V10H49V8L48 9H43L41 6H39V0L37 1H33V0H29L28 2H29V4L27 5L26 3L27 2H25ZM150 1V0H149ZM210 1V9L208 10V11H210V13L209 12H207V18H218L219 17V15H222V16H224L225 18H228L229 17V19L232 17V19H236V21H238L237 20V18L239 19V18H242L241 20H242V24L241 25H239V26H242L244 23L246 24L245 26H244V28L246 29L247 28V31H249V28H251L250 30L252 31V29H253V27H255V26H257V28H258V30H256L255 29V31L253 32V33H255L256 31H257V34L255 35L256 37H255V39H254V42L251 40V38L252 37H254V34L252 35V33L251 32H248L247 33V31H245V33L246 34H248L249 35V33L251 34V35H249V36H247V35H242L243 36V38L245 39V40H249L251 43H252V45L253 44H255V46L253 45H251V43H250V45L248 44L247 46H242L241 47V49H240V51H245L244 49L246 48V50H253L254 51V49L255 48H257L255 51H254V53H253V51H250V52H247V51H245L246 53H251V56L253 55V54H255V52L257 53L256 55L257 56H254L255 58L256 57H259L260 58V60H261V58H262V56H263V59L261 60V61H259L257 58H256V61H255V58L253 59V56H252V58L250 59L249 57H247V56H249V55H247L246 57V59H247V61H248V59H249V61L250 60H254L255 62H253V63H255V64H253L254 66L255 65H257V66H255L256 68H253L254 66L252 65L251 66V68H253L252 69V71L254 72L255 71V69H258L259 70V72H258V74L260 73V70H261V72H262V69L264 70V50H263V55H261L262 54V49H263V47H264V45L262 46V44H263V42L262 41H264V37L263 36H261V38H260V36L259 35H261L262 33H263V35H264V11H262V10H264L263 8H264V5L262 4V3H264L263 1L264 0H262V1H260V0H258V2L256 1V0H248V3L249 4H247V0H209ZM216 1V2H215ZM219 1V3H220V5L221 6H223V8L219 5V3H217ZM255 1V2H254ZM23 2H25L24 4H23ZM37 2V3H36ZM223 2V3H222ZM214 3V4H213ZM251 3V4H250ZM258 3V4H257ZM260 3V4H259ZM36 4V5H35ZM228 6H226V5ZM252 4H253V6L254 7H252ZM255 4V5H254ZM263 6H262V5ZM24 5V6H23ZM63 5V6H62ZM66 5H68V6H66ZM212 5H214L213 7H212ZM217 5V6H216ZM240 5V6H239ZM258 5V6H257ZM29 6V7H28ZM33 6V7H32ZM232 6V7H231ZM61 7V8H60ZM62 7H64L63 9H62ZM68 7V8H67ZM164 8H165V10H168V7H167V9H166V7H165V5L163 6ZM163 7H162V10L160 11L161 13H162V15H165L166 14V16H168V17H170V18H172V20L175 18L176 20L178 19L176 16V14L174 15V14H171V13H173L172 11H169V12H171V13H168V11H165L164 9H163ZM214 7H216V8H214ZM253 9H252V8ZM24 8V9H23ZM34 10V11H36V12H34L32 9ZM215 10H214V9ZM232 8V9H231ZM250 8V9H249ZM258 8V9H257ZM18 11H17V10ZM35 9H37V10H35ZM55 9H57V10H55ZM68 9V10H67ZM117 9V11H115V10ZM220 9L221 10H223V11H225V12H222V11H220ZM227 9V10H226ZM40 10V11H39ZM51 11L50 13H48L47 11ZM55 10V11H54ZM67 10V11H66ZM115 11L114 13L112 12V11ZM212 10H214V11H212ZM228 10H230V11H228ZM233 10V11H232ZM38 11L40 12V13H38ZM44 11L46 12V13H44ZM54 11V12H53ZM77 11V12H76ZM119 11V14L117 13ZM221 12V14H219V12ZM239 11V12H238ZM255 11V12H254ZM61 12V13H60ZM64 12V13H63ZM66 12H69L68 14L66 13ZM75 12V13H74ZM166 12V13H165ZM216 12V13H215ZM218 12V13H217ZM230 12V13H229ZM235 12H237V13H235ZM242 12V13H241ZM34 13V14H33ZM142 13V12H141ZM213 13V14H212ZM235 14V16H234V14ZM240 13V14H239ZM256 13V14H255ZM44 14H46V15H44ZM58 14V15H57ZM64 14V15H63ZM72 16H71V15ZM75 14V15H74ZM106 14V15H105ZM122 14V15H121ZM136 14V15H135ZM140 14V15H139ZM248 14V15H247ZM67 15V16H66ZM74 15V16H73ZM102 15H103V17H102ZM138 15V16H137ZM209 15H212V16H209ZM214 15H217V16H214ZM247 15V16H246ZM33 16V17H32ZM35 16H37V17H35ZM46 16V17H45ZM132 16V18H134L135 16V19L136 20H138V22L139 23H142L141 21H144V23H142V25L141 24H139L138 25V23H131V22H136V20H133L132 19V21H131V17ZM141 16H143L144 17V14L143 15H141ZM221 16V18L222 19H225L224 17H222ZM241 16V17H240ZM35 17V18H34ZM40 17H41V19H40ZM45 17V18H44ZM100 17V16H99ZM123 17V18H122ZM125 17V18H124ZM247 17V18H246ZM261 17H263V18H261ZM39 18V19H38ZM52 18V19H51ZM53 18H57L56 19V21H58V22H56L55 21V19H53ZM58 18H60L59 20H58ZM66 18H64V19H66ZM75 18V21L76 20H80L79 18L78 19H76ZM47 19H50V20H47ZM71 19V20H72ZM109 19H111V20H109ZM126 19H127V21H126ZM253 19V20H252ZM42 20V21H41ZM45 20H47V21H45ZM54 20V21H53ZM114 20H115V22H114ZM250 20V21H249ZM38 21V22H37ZM52 21H53V23H52ZM110 21V22H109ZM128 21H130V22H128ZM244 21V22H243ZM246 21H248V22H246ZM43 22V23H42ZM57 23V24H55V23ZM126 22H128V23H126ZM241 22V21H240ZM51 23V24H50ZM96 23V24H95ZM100 23V24H99ZM112 23H116V24H112ZM102 24V25H101ZM134 24H135V26H134ZM250 24H252L253 26L251 27V25ZM261 24V25H260ZM106 25V26H105ZM113 25H118L116 28H115V26H113ZM126 25V26H125ZM129 25H132V26H130V27H127V26H129ZM144 25V26H143ZM6 26V27H5ZM18 26V27H17ZM50 26H51V28H50ZM123 28H122V27ZM140 26V27H139ZM141 26H142V28L144 27V30H142V29H140L141 28ZM242 26V27H243ZM260 26H261V29L259 30V28H260ZM53 27V28H52ZM58 27V28H57ZM103 27H105L104 29H103ZM113 27V28H112ZM119 27V28H118ZM139 27V28H138ZM249 27V28H248ZM78 28H80V29H78ZM109 28H112L111 30H114L115 32L117 31L119 34H121V36L122 37H126V38H124L123 39V43L122 44H125L124 45V47H123V45H122V49L121 50H119V54H118V56H115V55H112L113 56V58H112V56L110 55H108V57H104V56H106L107 54H105L104 55V53H103V51L104 50H102V52H101V47H98V46H100V44L101 43H99V42H101L102 41V43H104V44H101L102 46H104V47H110V44H109V41L108 40H110L109 39V36H110V33H107V32H109L110 31V29ZM240 28V27H239ZM244 28H242V30L241 31H239L238 30V27L237 28H234L233 30H235L236 29V31L237 32H242L243 31V29ZM50 29V30H49ZM8 30V31H7ZM62 30V31H61ZM76 30V31H75ZM78 30V31H77ZM80 30V31H79ZM105 30H107L105 33H107V34H105V33H103ZM130 30V31H129ZM134 30V31H133ZM139 32V31H141L140 33H142V34H140V33H138L137 31ZM262 30V31H261ZM68 31V32H67ZM70 31L72 32V33H70ZM103 31V32H102ZM120 31V32H119ZM137 32L138 34H140L139 36H137L136 34H135V38H134V33H130V32ZM244 31L242 32V33H244ZM78 32H80L79 33V35H78ZM89 32V33H88ZM116 32V33H117ZM68 33V34H67ZM85 34V35H84ZM125 34H128V36H125ZM96 35V36H95ZM82 36V37H81ZM97 36H98V38H97ZM133 36V37H132ZM79 37V38H78ZM90 37V38H89ZM96 37V38H95ZM106 37H108L107 38V40H106ZM132 37V38H131ZM263 37V38H262ZM14 38V39H13ZM41 40H40V39ZM85 38V40H82V39H84ZM140 38V39H139ZM257 38H259V39H257ZM90 39V40H89ZM92 39H94L95 41H98V44H97V42H95V44H94V42L92 41ZM100 39V40H99ZM131 40V42H129L128 40ZM260 39H262V41L260 40ZM16 40V41H15ZM38 40V41H37ZM104 40H106V41H104ZM258 42L259 40H260V43H261V46H260V44L258 43L257 44V42ZM80 41V42H79ZM104 41V42H103ZM108 41V42H107ZM93 42V43H92ZM249 43V42H248ZM4 44H6V45H4ZM127 44V45H126ZM44 45V46H43ZM95 45H98V46H95ZM152 45V44H151ZM256 45H258L260 48V51H261V53L258 51V47H256ZM91 46V47H90ZM220 47V46H219ZM218 46L216 47L215 45H212V47H205V48H202V49H200L199 51H197L196 53H194L192 56H190V55H185V56H183V58H182V60L183 61H188V59L189 58H191V59H195L194 60V62H195V66H196V68H202L203 66H207V65H209L210 63H212L211 62V60H213V61H217L218 59H216V58H219V55L217 54V52H219V54L221 55V52L223 51L222 50V48L220 47L219 48ZM254 47V49H252ZM15 48V47H14ZM94 48V49H93ZM98 48V49H97ZM251 48V49H250ZM68 49V50H67ZM97 49V50H96ZM102 49H104L103 47H102ZM110 49V48H109ZM109 49H107L108 51H109ZM15 50H16V48H15ZM99 50V53L97 52ZM105 50H106V48H105ZM106 50V51H107ZM111 50L112 49H110V52H108L109 54H111L112 52H111ZM211 51H213V52H211ZM101 52V53H100ZM201 52V53H200ZM214 52H216L215 54H214ZM258 52L260 53V54H258ZM2 53H4V51L2 52ZM11 53V52H10ZM97 53V54H96ZM204 53V54H203ZM213 53V54H212ZM244 53V52H243ZM84 54V53H83ZM99 54V55H98ZM208 54H211L210 55V57H209V55ZM242 54V53H241ZM0 60L2 59V62L0 61V66H4L2 69L0 68V77L1 78H3L4 79V76L6 77L5 79H9L7 82H8V84H7V82H6V85L4 86V89L6 88V90H3V92L7 95V93H9V95H10V92H11V88H12V90L14 89V92H15V94L16 93H18L17 95H15V97H14V95L11 93V95L10 96H12V97H10V96H7V98H13V99H15L16 98V100H13L12 99V101H13V103H16V101H21L25 96V98L26 99H23L22 101H24V103L22 102H18V104L20 105V104H23L22 106L24 107V106H28V107H25V108H18V110H15V109H12L11 107H10V110H8L7 111V115L6 114H3V112H1L0 114V152L1 153H11V152H13L14 150V152H16L17 154H16V156L17 157H19V158H22V157H24L26 160H28L29 161V165H31V168H33L32 167V164L35 166V170H37L38 172H39V174H41L42 175V178L40 179L39 178V176H38V174H37V178L35 179L34 178V176L35 175H28V176H30L31 177V179L33 180V181H31V179H30V177H29V181H31V183H33V182H35V181H37L36 183V185H38V186H40L38 183H40V182H42L43 183V185H44V182L46 183V185H48V187L50 186V191L48 192V191H46V192H48V194H47V196H45L43 193L44 192H42V194L41 195H44V197L43 196H41L40 198L41 199H43L44 200V198H45V202L44 203H42L41 204V201L39 202L38 200V202H36L35 204H34V206H37V208L36 207H34V208H36L34 211H35V213L37 212V214H38V212H39V209L44 205V204H46V207H45V205H44V207H42L43 208V210H44V214H45V216L42 218V216H43V210H42V208L40 209V210H42V211H40V216H41V219H43L42 220V222L44 221V224L47 226V227H49V223H50V226H52V227H57L56 226V220L58 219V214H55V213H57L58 211H56L55 213H54V216H53V214L51 215V213L49 214V209H48V212H47V208H49V207H47V206H49L48 204H51V206L53 205V202L51 203V201H56V204H57V201L58 200H55L56 199V197L55 196H57V190L59 189V192H60V194H61V196H62V194H63V197L66 195L67 197H69L70 199H67L68 201L67 202H70L71 203V201H72V203L74 204L73 206H75L76 204H86L90 199L89 198H84L83 196H84V194H86V193H84V192H86V191H88L87 189V187H86V185H82V180L83 179H78L77 177H75V174L76 173H78L79 175H80V177L82 178V176H83V173L81 172V171H83V170H77V169H82L81 167H78L77 168V166H75V168L74 167H72V166H70L71 168H69V172L68 171H63V174L65 173V175H60L63 179H64V181H63V179L61 178V177H59L58 175V172H57V170H55L56 169V167H55V169H54V165L55 166H57V160H55V159H50V160H48V161H46V163L44 162V161H42V160H40V159H35V158H32V157H30L29 155L27 156V155H25L24 153H22L21 151H19L18 150V148H17V146H15L14 144H13V141H12V138H11V135L12 136H14L16 133L17 134H21V129H22V131L24 130L25 131V128L26 127H30V126H32L33 127V125H34V129H35V126H39L40 128H38V130H40L41 132H40V134H39V137H42L43 139H45L46 138V140L47 139H49V136H47L48 135V132H50V133H53V132H55L54 134L59 138L60 137V140L61 141H63L64 143H66L70 148H73L74 150H76V151H80V152H82V150H83V154H84V157H85V160L88 162V163H91V164H95L96 166H97V168L99 167H101L100 168V170H101V172H103L102 174H105V175H103L105 178V182L106 181H108L106 184L108 185V186H111V185H113V186H120V182H119V180L120 179H122L121 177L124 175H126V174H130V173H132V172H134L135 171V169L134 168H130L129 167V165H125V167L123 166V167H121L120 166V163H118V162H116V160H112V161H110V160H108V159H110V158H114V150H113V147L112 146H114L111 142H109V140H104V143L105 144H107V145H104V148H106L108 151H110V152H108L106 149H104L105 150V152L106 153H108V154H113V155H111V157L110 158H108V159H104V158H102L103 156L101 155L100 156V153H99V155H98V152L96 151V152H94L95 151V149H93L91 146V150H94L93 152L94 153H96V154H94L91 150H90V147L87 149L86 147H85V149H84V145L82 146V144H84V142L82 143V141L80 140V138L78 137V135H77V133H71V132H68L69 131V127L70 126H72V125H74V123L77 125V123H76V121L75 120H70V122H71V125H70V123L68 124V125H63V123L61 122L62 120H59V119H57V117L56 116H51V118H44V117H46L45 115H43V111H41V110H37L36 111V113H35V110H34V108L32 107V103H29V98H31V97H33V95L31 96V94H34V95H37V99H39V97L41 98H43V95L42 94H40L41 93V90L39 91L38 89H40L41 87H40V81L41 80H36L35 78H33L32 76L30 77V76H28V74H27V71H28V69L30 70V71H32L34 68H32L31 69V67L32 66H30V65H28L29 63H25V65L23 64H20V65H18L19 67H20V69H18L19 67L17 66V65H15V68H16V66H17V68L16 69H18V70H22L21 71V73L23 74V77L24 76H26V78H27V80H25V77H24V79L23 78H21L22 76L19 74L20 73V71H18V72H16V70H12V71H9L8 72V69L7 68H9L8 67V62H6L5 60H3L4 59V54H1L0 53ZM128 55V56H127ZM204 55H207V56H204ZM216 55H218V56H216ZM245 55V54H244ZM244 55H242V56H244ZM259 55V56H258ZM55 56V55H54ZM102 56V57H101ZM190 56V57H189ZM235 57L236 56H239V58H240V55H234ZM233 56V58L234 59H232V61L235 63H233L232 61H231V64H230V67L231 68H229L230 69V71H232L233 72V69H235L234 70V72H233V74H232V72H230L229 73V75H230V77L231 76H235L236 74L237 75H239L240 73H241V69L242 70H244V67L242 66L244 63H246L247 61L246 60H243V63H237V61L238 60H236L235 61V57ZM241 56V57H242ZM56 57H58V56H56ZM101 57V58H100ZM216 57V58H215ZM108 60H107V59ZM132 61L131 63H132V65H130V63L128 64L127 62H130V61H128L129 59ZM202 58V59H201ZM203 58H205V59H207V60H205V59H203ZM245 58V57H244ZM103 59V60H102ZM200 59H201V62H200ZM216 59V60H215ZM241 59V58H240ZM239 59V60H240ZM203 60H205L204 62H205V64H203L204 62H203ZM242 60V59H241ZM240 60V61H241ZM126 63H125V62ZM170 61H171V58L169 59L168 58V62H166V61H163V62H161V63H159V65L158 64H154L153 66H151L150 67V70H149V74H148V77L149 78H151L152 79V81H154V86H153V88H154V90H153V88H151V86L150 85H144L143 86V88H142V92H145V95H146V92H147V95H146V98H148V100H153L154 102H157V105H158V107H160L161 108V106H163V108L162 109H164V110H168V111H171V113H170V116L172 115L173 117V121H175L173 124L174 125H177L176 124V120H179L177 123H178V125H179V122H180V120H181V115H184V116H187L188 115V113H187V110H188V112H189V115L186 117L187 118V120H189V121H191V120H193V121H191V122H195V121H197V123H198V125H199V128L198 127H195V129L193 130V134L195 135V138H194V136H193V139L195 140V139H198V137L200 138H202V137H204L202 140L203 141H210L207 145H200V142H197L196 140H195V142H197L198 143V146L200 147V149L199 148H197L196 146H195V142H192V147L193 148H191L190 149V147H180L181 149H182V151L184 152V159H187V160H189V159H191L192 160V157H194L193 156V154H191L192 152L193 153H195L196 154V157L195 158H200V157H202L203 155L202 154H204L205 153V157H206V159H211V161H212V159H213V162L215 163V161H216V163L214 164H212V166H214V170H215V173H216V176H217V179H219L220 177H222L223 176V172H224V170L223 169H225L224 167L226 166V164H227V161H230V163H231V165H232V163L233 162H237L238 164H236V163H233V167L235 166L234 164H236V166H241L240 164H242V163H239V161H245V159H246V161L245 162H247L248 161V157H250V159L251 158H253L252 156H254L253 155V150L251 149V148H248L247 150L249 151H247L246 150V152L245 153H243V155H241V159H237L238 161H236V160H231L232 159V156H230L229 157V154L231 155V153H233V152H235V145H237L238 146V143H237V141H239L240 139H239V137H241V138H243V136H242V134L244 135V136H246V138L248 137V136H250L251 134L253 135L254 133H252L253 131L255 132V134L253 135V136H250V137H254L253 139H251V138H249L250 140L249 141H251V142H256V141H260V142H262L263 141V138H264V113H262V111H263V109L261 108V107H264V93L262 94V96L263 97H261L260 98V96L258 97V96H256V97H258V98H254L253 97V95H249L250 96V98H248L249 96H247V97H245V98H243V99H245V100H241V103H242V105H244V107L242 106H240L241 108H237L238 110H236V109H233V108H231V109H228V110H224V111H221L222 109H220L219 107H218V105L217 104H219L218 102H219V100H221V99H224V98H226V97H228V96H230V87L232 86L231 85V81L232 80H230L229 82L226 80V74H224V73H226V70L224 71L223 69H218V71H216L215 73H216V76H217V78H218V75H219V73L221 74V75H219L220 77L218 78V82H217V84L218 85H216V86H213L212 87V91H213V94H212V91L211 92H205L206 93V95H201V96H198V94L196 93V90L195 89H192V88H189L188 86H186L185 84H184V82L182 81V80H187L188 78L187 77H189V74H188V70L187 69H189L187 66L185 67L184 65H181L180 67L181 68H178V69H180V70H177V69H174V68H172V63H170ZM246 61V62H245ZM113 64H112V63ZM200 62V63H199ZM203 62V63H202ZM208 62V63H207ZM262 62V63H261ZM6 63V64H5ZM117 63V64H116ZM162 63H165V64H162ZM199 63V64H198ZM237 63V64H236ZM251 63V62H250ZM3 64V65H2ZM110 64H112V66L110 65ZM128 64V65H127ZM167 64V65H166ZM174 64H176V62H174ZM203 64V65H202ZM240 64H242V65H240ZM249 64V63H248ZM263 66H262V65ZM93 65V66H92ZM118 65V66H117ZM158 65V66H160V68H158V66L156 67V66ZM163 65V66H162ZM165 65H166V67H165ZM171 65V66H170ZM251 65V64H250ZM260 67H259V66ZM27 66H29V67H27ZM137 66V67H136ZM155 66V67H154ZM168 66V67H167ZM132 67V68H131ZM136 67V68H135ZM154 67V68H153ZM163 67V68H162ZM193 67V66H192ZM237 67V68H236ZM239 67V68H238ZM27 68V69H26ZM127 68V69H126ZM138 68V69H137ZM155 69V70H153V69ZM166 68V70H164ZM186 71L185 73H183V69ZM194 68V67H193ZM241 68V69H240ZM74 69V68H73ZM163 69V70H162ZM171 71H170V70ZM228 69V70H229ZM240 69V72L239 71H237V70H239ZM26 70V71H25ZM102 70V71H101ZM160 70V71H159ZM190 70V69H189ZM258 70H256V71H258ZM6 71V72H5ZM143 71V70H142ZM152 71H154V72H152ZM161 71H162V73H161ZM174 71V72H173ZM175 71L177 72V73H175ZM178 71H182V73L180 74V72H178ZM236 71V72H235ZM13 72V73H12ZM143 72H145V71H143ZM150 72H151V74H150ZM167 72V73H166ZM223 72V73H222ZM238 72H239V74H238ZM264 72V71H263ZM262 72V73H263ZM158 73V74H157ZM188 75H187V74ZM5 74V75H4ZM15 74V75H14ZM175 74V75H174ZM242 74V73H241ZM255 75L257 74L256 72L254 73ZM264 74V73H263ZM12 75L13 76H16V81H17V77H18V80H21V81H19L18 83L17 82H15L14 81V79L15 78H13L12 77ZM18 75V76H17ZM158 75V76H157ZM182 75V76H181ZM184 75H185V77H184ZM186 75H187V77H186ZM21 76V77H20ZM156 77V79H155V77ZM173 76V77H172ZM175 76V77H174ZM176 76H178V77H176ZM169 77V78H168ZM222 77H223V81L224 82H222ZM176 78H179L180 80V83H178L179 81L176 79ZM187 78V79H186ZM221 78V79H220ZM4 79V80H5ZM98 79V80H99ZM173 79V80H172ZM225 79V80H224ZM29 80V81H28ZM32 80V81H31ZM120 80V81H119ZM28 83H32V86H30L29 85V83L27 84L29 87H27L28 89H30V91L32 92H34V93H31L29 90H27V88L26 89H24L27 85H25V83L26 82ZM117 81H118V84H117ZM132 81V80H131ZM138 81H140V80H136L135 82L137 83ZM178 81V82H177ZM226 81V82H225ZM16 84H14V83ZM25 82V83H24ZM38 82V84H39V87H38V85L36 84ZM228 82V83H227ZM258 82V81H257ZM20 83V84H19ZM227 83V84H226ZM254 83H256V82H254ZM258 83H260V82H258ZM12 84V85H11ZM23 84V85H22ZM35 84V85H34ZM182 84V85H181ZM224 85V84H226V86H222V85ZM228 84H230V87H229V89H228V87L227 86H229ZM7 85H8V87H7ZM15 85V87H13ZM18 85V86H17ZM33 85H34V89L35 88H37L38 87V89H36L37 91H39V92H37L36 90H33L31 87H33ZM120 85V86H119ZM136 85V84H135ZM257 85V86H256ZM23 86V87H22ZM122 86H123V88H122ZM182 86V87H181ZM221 86V87H220ZM255 86L258 88L259 86H263V83H261V85H259V84H255ZM9 87H10V89H9ZM20 87V88H19ZM224 87V93H222V90L223 89H220V88H223ZM7 88H8V91L9 92H7ZM24 90H27L28 92H26V91H24V92H22L21 93V96H19L18 97V95L20 94V92L21 91H23V89ZM126 88V89H125ZM188 88V89H187ZM214 88H217V89H214ZM225 88H227V89H225ZM261 88V87H260ZM18 89H19V91H18ZM127 89H128V91H127ZM144 89H145V91H144ZM157 91H156V90ZM124 90H126V91H124ZM158 90H159V92H158ZM226 90H228V91H226ZM16 91H18V92H16ZM112 91H113V89H112ZM151 92V93H149V92ZM163 93H162V92ZM217 91V92H216ZM13 92V93H14ZM30 92V93H29ZM157 94H156V93ZM191 92H193V94L191 93ZM222 94H221V93ZM2 94V101L3 102H5V99H6V102H5V104L6 105H8V104H11L12 105V101H11V99L9 98V101H10V103H9V101H7V98L5 97L6 95L5 94ZM36 93V94H35ZM38 93H39V95H38ZM160 93H162V94H160ZM167 93H169V94H166ZM209 93V94H208ZM218 93H220L219 94V96L217 95V98L215 97L216 96V94H218ZM230 93V94H229ZM25 94V95H24ZM28 94H29V96H28ZM159 94V95H158ZM171 94V95H170ZM190 94V95H189ZM195 94V95H194ZM229 94V95H228ZM28 96V97H27ZM169 96V97H168ZM177 98H175V97ZM207 98H206V97ZM212 96H213V99H212ZM223 96V97H222ZM4 97H5V99H4ZM103 97V96H102ZM159 97H162V98H159ZM173 97V98H172ZM216 99H215V98ZM219 97V98H218ZM19 98H21V99H19ZM164 98L166 99V101L164 100ZM172 98V99H171ZM211 98V99H210ZM252 98V99H251ZM163 101H165L166 103H164V101L162 102V104H159V102L161 103V100ZM187 99H192V100H198V104H199V107H201L202 106V108H201V110L199 109V111H200V113L202 114L203 113V115H199V117L198 118H196V116H193L192 114H191V112H190V110H189V106L186 104V102H187ZM202 101H201V100ZM210 99V100H209ZM248 100V102H247V100ZM257 99V101H255ZM42 100V99H41ZM132 100V101H131ZM175 100V101H174ZM253 100L255 101V102H253ZM122 101H125V102H123V104H122ZM178 101V102H177ZM200 101V102H199ZM212 101V102H211ZM243 101H244V104H243ZM246 101V102H245ZM263 101V102H262ZM8 102V103H7ZM28 102V103H27ZM57 102V101H56ZM56 102H54L55 104H54V106H53V108L55 109H57V107H58V109L59 110H61L62 109V107H63V104H62V102L60 103V101L58 102V103H56ZM127 102V103H126ZM137 104V106H135V104ZM179 102H180V105L177 107V105L179 104ZM183 102L185 103V104H183ZM211 102V104L209 105V103ZM2 103V102H1ZM139 103V104H138ZM178 103V104H177ZM208 103V104H207ZM248 103V104H247ZM252 103H254V104H252ZM258 103V104H257ZM5 104H2V107H4V106H6ZM156 104V103H155ZM175 104H177V105H175ZM247 104V105H246ZM4 105V106H3ZM15 105H17V104H15ZM161 105V106H160ZM181 105H182V108H181ZM183 105H184V107L186 108V109H184V107H183ZM217 105V106H216ZM255 105V106H254ZM261 105H263V106H261ZM18 106V105H17ZM128 106V107H127ZM132 106H134V107H136L137 109L136 110H139V111H135V112H137V114H138V112H139V114L137 115H135V112H134V110L133 109H135V108H133ZM246 106V107H245ZM253 106V107H252ZM16 107V106H15ZM207 107V108H206ZM17 108V107H16ZM26 108H28L29 109V112H28V109H27V112H26ZM133 108V109H132ZM166 108V109H165ZM246 108V109H245ZM252 108V109H251ZM255 108V109H254ZM256 108H257V111H256ZM55 109V110H56ZM58 109L56 110L57 111V113L59 112L58 111ZM131 109V110H130ZM214 109V110H213ZM220 109V110H219ZM20 110H24L23 112L22 111H20ZM129 110V111H128ZM237 112H236V111ZM249 110V111H248ZM259 110H260V113L258 114V112H259ZM9 111L11 112V115H12V117H10L9 115H8V113H9ZM228 111V112H227ZM230 111H232L233 113H230ZM234 111H235V113H234ZM243 111H245V112H243ZM252 111H255L256 113H257V115L256 114H253V115H255L254 117L256 118L257 117V119H255L253 116H252ZM18 112V113H17ZM34 112V113H33ZM37 112H39V113H37ZM119 112V113H118ZM128 112V113H127ZM140 112H142V113H145L146 115H144L145 117H143L144 119L146 118L147 120H145V121H143L144 119L143 118H139L140 116L142 117V115L143 114H141L140 115ZM204 112H206V113H204ZM248 113V115H246L247 113ZM16 115H15V114ZM125 114L124 116L123 115H121L122 117L121 118H118V117H120V114ZM224 113V114H223ZM251 113V114H250ZM35 114V115H34ZM39 114V115H38ZM129 116H128V115ZM131 114H132V116H131ZM190 114H191V116H190ZM221 114V115H220ZM223 114V115H222ZM233 114V115H232ZM261 114V115H260ZM4 115H6V116H4ZM14 115H15V117H14ZM22 115V116H21ZM25 115V116H24ZM111 115H113V116H111ZM133 115H134V119L136 120V122L138 123L139 122V125H137V123L135 122V123H133V121H128L127 122V120L129 119V117H131L132 118V120H133ZM140 115V116H139ZM180 115V116H179ZM211 115V116H210ZM220 115V116H219ZM239 115V116H238ZM33 117V116H40L39 118L41 119L39 122H43L44 124L45 123H47L48 122V125L46 126V125H44L43 123V125L42 124H39V123H37L36 122V120L34 121L33 120V118L32 119H30V120H28L29 119V117ZM135 116H137V117H135ZM139 116V117H138ZM203 116V117H202ZM208 116V117H207ZM222 116V117H221ZM241 116H244V119L243 120H241L240 119V117ZM260 116V117H259ZM9 117V118H8ZM23 117V118H22ZM37 117V118H38ZM112 117H113V119H112ZM117 117V118H116ZM179 117V118H178ZM190 117V118H189ZM195 117V118H194ZM200 117H202V119H200ZM204 117H205V120H204ZM233 117H235V118H233ZM263 117V118H262ZM22 118V119H21ZM54 118H55V120H54ZM130 118V119H131ZM114 119H119L118 121L117 120H114ZM123 119V120H122ZM196 119V120H195ZM235 119V120H234ZM260 119H262V120H260ZM26 120V121H25ZM113 120L115 121V123H113ZM122 120V121H121ZM167 120H170V122L172 123V121H171V117L169 118V119H167ZM203 120L204 121H208V122H203ZM28 121V123H25V122H27ZM46 121V122H45ZM162 121V122H161ZM166 121V123H163V122H165ZM223 122V124L225 125V127H227L226 126V122H228L227 124H229V125H231L232 126V124L234 123L235 125L238 123V125L237 126H234V127H236V128H238L237 130H239V127H241L242 128V130H239L237 133H234V134H238L237 136H236V138H235V136H234V138L235 139H237L236 140V143L237 144H235V139L233 138V136H231L232 137V139H230V134H227L226 132V135H228L229 137L228 138H226V136H225V134L223 133L224 132V126L222 125V127H219V122ZM261 121V122H260ZM36 122V123H35ZM56 122V123H55ZM59 122V123H58ZM124 122V123H123ZM126 122V123H125ZM132 122V123H131ZM144 124H143V123ZM146 122V123H145ZM148 122V123H147ZM152 122V124H149V123H151ZM162 123L161 125L159 124V123ZM169 122V121H168ZM169 122V123H170ZM231 122V123H230ZM243 123V124H241V123ZM34 123V124H33ZM53 123V124H52ZM90 123H91V125H90ZM90 123H88V122H86V124L83 126V128H85V130H87V131H85V130H83L82 129V131L85 133V134H87V132H90V130H92V129H90V128H92L93 126H95L94 124H92V122H90ZM122 123V124H121ZM170 123V125H172ZM196 123V122H195ZM196 123V124H197ZM205 123H207V124H205ZM6 124H8V125H6ZM17 124V125H16ZM22 126H21V125ZM31 124V125H30ZM52 124V125H51ZM90 125V128L88 127L89 125ZM120 124V126H118ZM141 124V125H140ZM157 124H159L160 125V127H162V128H158L157 126ZM202 124H204L202 127H201V125ZM214 124L216 125V126H214ZM245 124V125H244ZM16 125V126H15ZM30 125V126H29ZM116 125V126H115ZM124 126V128H122L123 126ZM136 125V126H135ZM149 125V126H148ZM157 125V126H156ZM163 125H164V127H163ZM208 125L210 126L209 128H210V130L211 131H213V133L209 130V128H206V127H208ZM247 125L250 127V126H254L253 128L252 127H247ZM12 126V127H11ZM20 126V127H19ZM62 126V127H61ZM67 126V127H66ZM99 126V127H98ZM101 126V124L100 125H97L96 127H98V128H96V127H94V128H96L94 131H96V132H101V133H103V134H107V132H108V130H107V128L106 129H103V128H105V127H100ZM107 126V127H108ZM118 126V127H117ZM152 126V127H151ZM243 126H246V128H247V130H248V128H249V130H250V132L248 133V131L246 132L245 130H243L245 127H243ZM15 127V128H14ZM18 127V128H17ZM31 127V128H32ZM36 127V128H37ZM45 127V128H44ZM149 127H151V129L149 128ZM155 127H156V129H155ZM165 127H168V128H166V129H168V130H166L165 129ZM224 127V128H223ZM21 128V129H20ZM28 128H26V130H28ZM61 128V129H60ZM63 128V129H62ZM66 128V129H65ZM68 128V129H67ZM72 129H70V131H77V127L75 126V129H73V126L71 127ZM101 128V129H100ZM109 128V127H108ZM142 128V127H141ZM164 128V129H163ZM202 128H204V129H202ZM240 128V129H241ZM251 128H252V130H251ZM20 129V130H19ZM90 129V130H89ZM122 129V130H121ZM153 129V130H152ZM14 130V131H13ZM37 130V129H36ZM46 130H48V131H46ZM65 130V131H64ZM115 130V131H116ZM202 130V131H201ZM255 130H259L261 133L259 134V132H257L258 134H256V131ZM19 131V132H18ZM52 131V132H51ZM164 131V132H163ZM208 131H210L209 133H208ZM12 132H13V134H12ZM16 132V133H15ZM207 132V133H206ZM240 132H242V133H240ZM245 132V133H244ZM59 133V134H58ZM65 133V134H64ZM152 133H150V135H152ZM155 133H156V135H155ZM158 133V134H157ZM162 133H163V136H161L162 135ZM248 133V134H247ZM263 133V134H262ZM64 134V135H63ZM70 134V135H69ZM102 134V135H103ZM211 134V135H210ZM246 134V135H245ZM263 136H262V135ZM66 135V136H65ZM124 135V133H122V132H120V134H119V130H118V132H117V137L115 138V140H116V144L118 145H120V143L122 144V143H124V145L123 146H119L122 150H123V147L125 148L126 147V144H127V148L126 149H124V152L125 151H127V149H129V142L124 138L125 137V135ZM159 135V136H158ZM197 135H198V137H197ZM221 135H222V138H221ZM68 136V137H67ZM77 136V137H76ZM121 136V137H120ZM123 136V137H122ZM213 138H212V137ZM224 136V137H223ZM257 136H261V138H258ZM57 137H55L56 138V140L58 139ZM74 139V138H76L75 140H73L72 138ZM118 137H120V138H118ZM197 137V138H196ZM216 137V138H215ZM263 137V138H262ZM10 138V139H9ZM42 138H40V140H42ZM118 138V139H117ZM122 138V139H121ZM210 138H212V140H210ZM218 138V139H217ZM247 138V139H248ZM256 138H258V139H256ZM121 139V140H120ZM215 139L217 140V141H215ZM71 140V141H70ZM119 140V141H118ZM155 140V141H156ZM165 140V141H164ZM199 141H200V139H198ZM201 140V141H202ZM214 140V141H213ZM227 140L229 141L228 143H227ZM231 140H232V142H231ZM243 140V139H242ZM57 141H59V140H57ZM109 143H108V142ZM121 141V142H120ZM123 141V142H122ZM202 141V142H203ZM212 141V142H211ZM233 141H234V144H233ZM244 141H245V139H244ZM73 144H72V143ZM107 142V143H106ZM217 142V143H216ZM82 143V144H81ZM126 143V144H125ZM197 143H196V145H197ZM204 143V142H203ZM211 143V144H210ZM225 143V144H224ZM231 145H230V144ZM202 144V143H201ZM214 144H217V145H214ZM87 145V147L89 146L88 144H85V146ZM169 146H171L172 145V141L170 140V142H169V144H168ZM212 145V146H211ZM219 145V146H218ZM75 146V147H74ZM106 146H109V147H106ZM180 146V145H179ZM208 146H211V147H208ZM215 146V147H214ZM216 146L218 147V148H220L219 150H218V148L216 149ZM3 147V148H2ZM9 149H8V148ZM194 147H196V148H194ZM5 148H6V150H5ZM184 148H186V149H184ZM214 148V149H213ZM14 149V150H13ZM207 149H209L208 151H211L212 149H213V151H211V152H209V154L207 153V151L206 150ZM231 149H233V150H231ZM113 150V151H112ZM190 150V151H189ZM198 150H201V152L199 151L198 152ZM204 150V151H203ZM231 150V151H230ZM9 151V152H8ZM186 151V152H185ZM188 151L189 152H191L190 153V155L188 154ZM203 151V152H202ZM216 151V152H215ZM228 151V152H227ZM93 154H92V153ZM166 152V151H165ZM197 152L199 153L198 155H199V157H197L198 155H197ZM219 152V153H218ZM250 152H252V153H250ZM200 153H202L201 154V156H200ZM207 153V154H206ZM213 153V155H211ZM229 153V154H228ZM19 154V155H18ZM108 154H106V155H108ZM188 155V157H186L187 155ZM228 154V155H227ZM245 154H247V155H245ZM250 154V155H249ZM24 155V156H23ZM192 155V156H191ZM207 155V156H206ZM28 158H27V157ZM191 156V157H190ZM209 156H211V157H209ZM246 156H248L247 158H246ZM108 157V156H107ZM204 157V156H203ZM204 157V158H205ZM195 158H194V162H193V166L191 167L192 169H193V167H195V165H197V164H195V163H198V161H200L201 159H197V161H195ZM243 158H244V160H243ZM32 159V160H31ZM206 159H203L202 158V160H206ZM220 159V160H219ZM233 159H234V157H233ZM89 160V161H88ZM187 160H185V161H187ZM41 161V162H40ZM50 161H53V163L52 162H50ZM110 161V162H109ZM35 164H34V163ZM47 162H50V163H47ZM116 164H115V163ZM56 163V164H55ZM205 166V164L206 163H203L202 161H200V163H198V167L196 166L195 167V169H193V170H195V172H197V170H200L201 169V166H202V164ZM43 164V165H42ZM45 164V165H44ZM119 164V165H118ZM50 165H51V167H50ZM103 165V166H102ZM106 167H105V166ZM114 165V166H113ZM124 165V164H123ZM244 165V164H243ZM242 165V166H243ZM118 166V167H117ZM120 166V167H119ZM203 166V167H204ZM242 166L241 167H239V168H237V167H234V169L236 170V172H237V174H239V175H245V173H246V171L247 170H245L246 169V167H245V165L243 166V167H245V169H243L242 168ZM53 167V168H52ZM38 168V169H37ZM39 168H40V170H39ZM198 168V169H197ZM72 169V170H71ZM103 169V170H102ZM128 169V170H127ZM218 169V170H217ZM244 171H242V170ZM65 170V169H64ZM78 171V172H73V171ZM106 170V171H105ZM133 170V171H132ZM45 171V172H44ZM48 171H50V173L48 172ZM42 172L45 174V176L47 175V178L42 174ZM80 172H81V174H80ZM105 172V173H104ZM108 172L110 173V174H108ZM199 172V171H198ZM9 173H11V174H14V173H12V172H9ZM9 173H6V175L4 174L3 176H2V180L3 181H6V183H10V181H11V183H13L14 182V178L15 177H17V176H14V175H10L9 176ZM52 173V174H51ZM72 173V175H70ZM124 173V174H123ZM23 174V173H22ZM67 174V175H66ZM74 174V175H73ZM115 175V176H113V177H115V179H110V180H108L110 177H112V175ZM123 174V175H122ZM17 175H19V174H17ZM120 175H122V176H120ZM149 173L147 174L146 173V176H147V178L150 180V178H149ZM22 176H24L25 177V179L27 180V177L28 176H26V175H22ZM49 176V177H48ZM66 176V177H65ZM73 176V177H72ZM110 176V177H109ZM119 176V177H118ZM36 177V176H35ZM116 177H117V180H118V182H116V183H113V182H115L114 180H116ZM4 178V179H3ZM50 178V179H49ZM69 178V179H68ZM76 178V179H75ZM87 178V177H86ZM0 179V181H2ZM6 179V180H5ZM10 180V181H7V180ZM16 179V178H15ZM46 179V180H45ZM73 180V182H75V183H73L72 181V183L70 182V180ZM42 180V181H41ZM48 180V181H47ZM52 180H54V181H52ZM78 180V181H77ZM116 180V181H117ZM39 181V182H38ZM52 181V182H51ZM68 181V182H67ZM111 181V182H110ZM60 182V183H59ZM66 182V183H65ZM51 183H54V184H52V185H54V187L56 188H54L52 185H49V184H51ZM71 183V184H70ZM161 184H159L162 188H163V190H166V192H169V190H168V185H166L165 184V188H164V186H163V184H162V182H160ZM41 184V183H40ZM60 184V185H59ZM63 184V185H62ZM65 184V185H64ZM67 184H70L72 187H70V186H68ZM77 184H81V187L82 186H84V187H80V186H78V187H76V185ZM43 185H42V187H43ZM62 185V186H61ZM45 186V185H44ZM51 186H52V188H51ZM167 186V187H166ZM47 186H45V188H46ZM74 187H76V188H74ZM86 187V188H85ZM45 188H43L44 190H48V189H45ZM80 188V189H79ZM83 188H85L84 190H83V192H80V191H82V189ZM61 189V190H60ZM71 189H73V190H71ZM78 189V190H77ZM76 190V191H75ZM66 191V192H65ZM72 191V192H71ZM45 192V193H46ZM65 192V193H64ZM76 192H79V193H77L76 194ZM53 193H55V194H53ZM68 193H70V194H72L71 196L68 194ZM82 193H83V195H82ZM13 194V193H12ZM54 195V197L55 198H53V195ZM52 195V196H51ZM0 196H2V198H4L5 199V201H8V202H6V205L7 204H10L11 206H9V205H7L8 206V208H9V210L8 211H10V212H14L15 214H17L18 216H20L19 215V213H22L23 215H21L20 216V218H21V221L23 222L24 221V223H28L31 219H32V217H33V222H35L36 224L38 223V225H35V223H34V226L35 227H38V228H40V224H42L41 223V221L39 222V221H37L38 219H39V215H37V217L36 216H34L35 215V213H31V209H30V207H29V205H30V203H32L31 201H29V199L28 200H25V198L23 199V198H21V197H19V199H18V197H14L13 198V195H11V193H4V190H2V189H0ZM49 196H51L52 197V199L53 200H51V198H49ZM66 196H65V198L64 199H61V201H59L58 202V207H59V209H62V207L64 206V204L63 205H61L60 206V204H62V202L64 201V200H66ZM79 198V199H78ZM39 199V198H38ZM40 199V200H41ZM51 201H50V200ZM58 199V198H57ZM83 199L85 200V201H83ZM13 200V201H12ZM20 202H19V201ZM42 200V201H43ZM47 200V201H46ZM81 200V201H80ZM76 201V202H75ZM21 203V204H18V203ZM25 202V203H24ZM83 202V203H82ZM103 201H99V203L96 201V202H94L95 204H96V206L100 209V210H102V211H104L105 212V214L106 215H108V213H109V209L105 206V207H103L104 206V202L102 203ZM17 203V204H16ZM65 203V202H64ZM70 203H68L69 204V206H70ZM76 203V204H75ZM93 203V202H92ZM100 203H102V204H100ZM4 204V203H3ZM66 205H67V203H66ZM65 205V206H66ZM100 205V206H99ZM13 206V207H12ZM25 206H28V207H26V208H28L29 210H31L30 211V215L32 214V216L30 217V215L28 214L29 212H27L25 209ZM64 206V207H65ZM68 205H67V208H69V211H70V207H69ZM72 206V205H71ZM14 209V207L15 208H17V209H14V211H12V208ZM33 207V206H32ZM38 207H39V209H38ZM25 208V209H24ZM16 210H19V211H16ZM66 211L68 210V209H65ZM106 210V211H105ZM16 211V212H15ZM26 213H25V212ZM69 211H67L66 213V215L67 216H69L68 214H72L73 216L71 217V215L69 216V218H67L66 216H64V218H62L61 220H57V222L59 223V224H57V225H60V224H62L63 223V225H64V227H65V231L67 232V233H69L70 234V232L72 231V229H71V227H72V225H70L69 224V222H70V220L69 219H75L74 221L72 220V224H74L73 222H75L76 220H77V218H76V216H74L75 214H76V212H69ZM71 211H73V210H71ZM75 211V210H74ZM51 212V211H50ZM60 212V211H59ZM53 213V212H52ZM75 213V214H74ZM48 214V215H47ZM28 215H29V217L31 218V219H27V222H26V220H22V219H26L27 217H28ZM55 215H57V217L55 216ZM51 217V219L53 218V219H55V218H57V219H55V223H54V226L51 224V219L49 218V217ZM62 216V215H61ZM62 216V217H63ZM60 217V216H59ZM71 217V218H70ZM34 218H36V220L34 219ZM38 218V219H37ZM32 221V220H31ZM30 221V222H31ZM49 221V223H47ZM60 221V222H59ZM66 221V222H65ZM67 221H69L68 223H67ZM52 223H53V221H52ZM64 223H66V224H64ZM29 224H33L32 222L31 223H29ZM44 224H42V228H43V230L46 228V226L44 225ZM43 225L45 226V228L43 227ZM66 225H67V227H66ZM71 226V227H70ZM59 227V226H58ZM49 228H51V227H49ZM70 228V229H69ZM47 229V228H46ZM70 230V231H69ZM56 232L54 233L55 235H56V233L59 231V230H55ZM1 232V231H0ZM17 234L19 233V232H16ZM15 233V234H16ZM22 233V232H21ZM20 233V234H21ZM58 234V233H57ZM60 234V235H59ZM59 234H58V236L56 235V238H59L60 239V237H62L63 235H62V233L61 232H59ZM71 234H72V232H71ZM16 237L18 236V235H15ZM20 236V235H19ZM3 237H2V235L0 234V239H2ZM5 239H7V240H9L10 239V241H12L11 243H10V246L12 245V244H14L15 243V241H14V239H12L10 236H6L5 237ZM5 239H2V240H5ZM13 241H14V243H13ZM26 241V240H25ZM24 243H26V244H24L25 246H23V244H22V249H25L24 250V252H25V254H23L24 255V257H23V255H22V257L20 256V257H18L17 259L18 260H15L14 259V261H12L11 262V260H6L5 259V261H2L3 260V258L5 257V258H7L6 257V254L4 255V253L6 252V249H8V248H6L5 246H0L1 247V249H0V257H2V255H3V258H1V262H3L4 264H8L9 263V261H10V263H13L14 264V262H15V264H73V263H75L76 264V262H75V260H76V257L77 256H75V253L73 252V251H71V249H69V248H67V245H65V246H58L59 247V249H63V250H59V249H57V248H55V249H53V248H51L50 250L49 249H47V250H45L44 249V251L42 252L41 250H43L42 249V247H38V246H36V247H34V244H33V242H30V241H26V242H24ZM32 243V244H31ZM31 244V245H30ZM31 246V248H29L30 249V251H32V252H29V254H27V251H29L28 249H27V247H29V246ZM32 245H33V247H32ZM37 245V244H36ZM13 246V245H12ZM3 247H5V252H4V248ZM37 247H38V249H37ZM63 247V248H62ZM65 247V248H64ZM32 248H34L35 249V252H33V250L34 249H32ZM41 248V249H40ZM40 249V250H39ZM69 249V250H68ZM1 250H3V252L4 253H2V251ZM37 250H39V251H37ZM53 250V251H52ZM73 250V249H72ZM72 252V253H74V255L73 256H75V258L70 254V253ZM33 254V255H32ZM37 255V256H36ZM27 257V258H26ZM32 257V258H31ZM71 257H72V259H71ZM20 258V259H19ZM20 261V262H19ZM66 263H65V262ZM68 261V262H67ZM0 262V264H3V263H1ZM19 262V263H18ZM87 262V264H89V262L88 261H86ZM9 263V264H10ZM93 263V261H91V263L90 264H92ZM95 264V263H94ZM98 264V263H97Z\"/></svg>",
  "mask_w": 264,
  "mask_h": 264
}]
</instances>
